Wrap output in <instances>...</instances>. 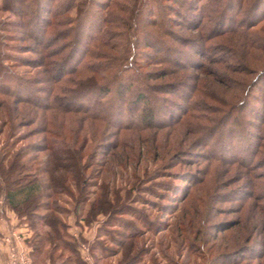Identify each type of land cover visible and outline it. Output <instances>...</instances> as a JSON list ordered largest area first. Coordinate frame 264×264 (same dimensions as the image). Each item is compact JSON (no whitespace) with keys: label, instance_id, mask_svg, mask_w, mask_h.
Masks as SVG:
<instances>
[{"label":"trees","instance_id":"obj_1","mask_svg":"<svg viewBox=\"0 0 264 264\" xmlns=\"http://www.w3.org/2000/svg\"><path fill=\"white\" fill-rule=\"evenodd\" d=\"M23 1L34 6L29 19L33 14L35 20L29 33H32L38 44V47L31 51L39 57L30 61L29 64L34 63L35 67H42L45 73L49 70V67L45 68L47 65L51 63L53 66L52 62H46V60L66 50H68L67 58L73 59L74 64L68 67V71L62 72L61 66L66 67L67 63L61 55L54 66L57 68V76L52 83L49 82L48 86L35 87L32 82L21 78L18 73H9L2 63L4 56L0 53V88L5 87L4 93L12 97L10 103L0 99V134L8 128L7 139L0 144L1 212L3 213L4 209L12 210L19 222L24 223L30 230L31 234L25 242L31 264H88L78 248L79 243L85 242L84 238L80 235L74 237L68 231V224L61 217V214L67 215L69 211L60 209L58 201L61 199L60 196H69L75 199L72 212L77 218V225L91 226L98 213L106 215L101 222L99 232L91 242L86 241L92 259L91 264H99L100 259L120 253L121 259L117 261V264H137L139 259L137 253L133 251L132 242L140 235L129 222L116 217L122 214L127 206L124 202L119 204L121 194L118 189H109L107 182L100 180L103 168L94 171L93 166L98 163L95 161L96 150L99 147L104 148L103 155L110 156L117 162L121 158L117 149L123 146L124 133L132 132L138 136L143 130L157 132L179 123L181 118L178 117L176 121H170L175 117L170 112L167 119L162 120L163 117L158 110L160 105L162 106L160 103L163 102L159 100L170 104L173 102L169 97L160 94H169L176 90L175 85L180 86L181 82L186 85L182 80H176L171 76L179 71L183 72L190 66L196 68L195 66L200 65L196 64L197 59L193 54L205 55V43L215 38H221V42L214 44H220L224 46V49L228 48L230 52L228 60H233L234 55L241 56L243 53L238 52L237 47L242 46L243 50L245 49V58L248 54L251 55V50H258L259 55L254 59L260 65L255 69L249 68L242 65L243 59L239 57L237 63L241 71L238 72L250 74L253 79L251 77L250 81L245 83L246 85H241L246 91L240 103L238 101V104H232V101H223L224 105L231 108L230 113L223 115L225 117L212 125L209 123L203 127L206 130L205 137L208 138L201 137L199 145L204 144L206 147L212 141L211 138L215 135L216 127L220 123L226 126L225 131L220 129L221 132H235L232 126L227 127V123L237 121V118L233 116L234 111L239 110L242 116L243 113L254 116L256 113L252 107V105L255 107L253 101L264 104V61L262 60L264 40H259L264 36V32L252 31V28L264 20V0H248L247 2L244 0H195V3L191 0H178L184 5V12L174 11V14L181 20L187 19L188 23L184 24L186 30L197 33L201 30L206 17L204 12L213 5L217 10L211 24L207 26L210 28L208 34L204 35L201 31V34L188 36H178L171 29L172 24L182 26L183 21L180 23L172 17H164L166 13L157 0H150V6L146 3L145 8H142L143 11L140 8V0H136V6L131 14L132 25L129 24L133 34L130 33L129 37L122 39L123 46L119 42H113L116 39L115 34L112 35L106 30L107 27H113L115 24L110 13L98 14L97 22L91 24L89 22L90 30L87 32L86 39L79 41L78 35L82 23L92 18L93 12L90 5L93 0H82L87 8L80 10L77 0H50L49 6L44 5L45 1L40 4L43 0ZM112 1L94 0L99 9L109 8ZM54 5H56L55 9ZM114 5L117 9L120 8L118 3ZM2 7L6 8L5 0ZM73 8H76L77 16L71 19H69L70 16L61 20L57 19ZM232 9L234 14L229 15L228 12ZM241 11L244 12L245 20L234 23L236 15ZM19 12L21 13L19 17L26 16L21 10ZM149 13L157 15L159 20H147ZM255 15L258 17L254 18ZM141 17H144V20H141ZM149 22L160 26L163 35L166 34L175 41H180L187 46V50H177L164 42L159 35L142 30V27L149 25ZM3 25L8 26V23ZM55 27L56 29L53 30L56 31L52 32L50 28ZM91 27H95V31H91ZM114 27H118V24L116 23ZM70 32H73V36L64 41V45L56 42L61 41L59 39L61 35H64L62 38L65 39L69 37ZM139 32L142 33L145 42H148L147 47L159 48L168 55L164 54L162 57L151 60L145 58V54L149 55L145 51L136 53ZM45 37L48 38L47 41ZM0 38L5 36L0 35ZM80 45H83L81 50H79ZM52 46H56L57 49H50ZM136 57L141 61H136ZM181 57H186V61H181ZM207 60L213 61V58L208 57ZM160 63H169L174 67L146 69L148 66ZM162 79L164 80L158 81ZM37 82L40 84L43 80ZM178 90L177 88V92ZM193 94L192 92L188 98L191 99ZM248 103L250 104L247 105ZM188 104L185 109L181 108L179 103L177 104L180 110H183L182 116L190 114L188 112L193 107L194 110L197 108L194 101ZM201 110L202 108L199 113L209 122L211 119L202 115ZM191 116L198 118L197 113ZM257 118L260 119V123L256 126L257 133L249 131L242 133L243 144L236 155L239 165L244 169L242 176L248 177L247 181L250 183L251 189L244 192L246 197L254 196L255 199L264 201V190L258 187L259 190L255 192L253 189L257 186L258 180H264V171L256 172L264 166V113L257 115ZM245 122H249L248 119H244L242 123L245 124ZM20 128L28 129L19 136L17 130ZM35 135H41L39 141H29L17 146L20 140H27ZM98 139L107 141L100 143L97 142ZM89 140L93 141L95 146L89 155H86V159L84 151ZM258 155H260L259 158H257ZM97 165L102 166V164ZM175 174H170V177ZM258 208L260 216L262 215L264 219V206L258 205ZM113 219L118 224H113ZM236 222L232 224L238 225L239 222ZM263 224L264 221L261 225ZM107 227L111 229L108 231ZM102 236L108 238L117 250L102 243ZM243 247L244 245L240 244L223 253L225 256L234 254L236 256ZM260 249L258 257H263L264 247ZM59 250L60 252L56 253ZM64 251L69 252L65 259L62 258ZM232 259L236 260L237 257Z\"/></svg>","mask_w":264,"mask_h":264},{"label":"rangeland","instance_id":"obj_2","mask_svg":"<svg viewBox=\"0 0 264 264\" xmlns=\"http://www.w3.org/2000/svg\"><path fill=\"white\" fill-rule=\"evenodd\" d=\"M28 1L26 0V2ZM44 1L45 6L51 4L50 0H43L40 4H43ZM83 1L77 0L79 10L87 8ZM157 1L163 7L164 13H166L164 17H172V19L180 21V23L183 21L182 26H174L172 24L171 29L178 36L198 35L202 33L201 31H203L204 35L209 33L210 28H207V26L211 24L217 12L214 5L204 12L206 17L202 23L201 30L197 33L193 30H186L184 24L188 23L187 19L181 20L180 17L174 14V11L184 12V5L180 1ZM244 1L247 2L248 0ZM135 2L136 0H113L109 8L99 9L93 0L90 5V9L93 12L92 18H88L87 22L82 23L79 29V41L86 39L87 32L90 30L89 22L90 24L97 22L98 14L105 15L110 13V17L113 18V21L115 20V24L117 23L118 27H114L115 24H113V27L109 26L106 30L112 35L113 33L115 34L116 39L113 42H119L123 46L124 40L122 39L129 37L130 33L133 34L129 24L132 23L131 14L136 6ZM191 2L195 3V0H191ZM2 3L3 0H0V35L5 36V38H0V53L4 56L2 59L3 65L9 73H18L21 78L29 80L35 87L40 85L48 86L49 82L52 83V80L57 76V68L54 66L59 61L60 56L62 55V58L64 57L65 59L64 62L67 63L66 67L61 66L62 72L68 71V67L74 64V60L67 58L68 50H66V52L64 51V53L57 54L46 60V62H52L53 66L51 63L47 65L45 68L48 69L49 67V70L45 73L42 67H35L34 63L30 65V61L39 57L31 51L37 48L38 44H36L33 35H31L32 33H29L30 27H33L35 20V18L33 19V14L32 18L29 19L34 6L25 3L23 0H5L6 8L2 7ZM115 3H118L120 8L117 9L116 5H114ZM146 3L148 6L151 5L150 0H140L141 10L145 8ZM55 7L56 5H54V9ZM169 8L172 12H170ZM20 10L26 14L24 18L19 17ZM76 11V8H73L70 12H67L64 16H59L57 19L61 20L66 16H70L69 19H71V17L77 16ZM233 11L234 9L229 10V15H233ZM48 16L49 14L47 13ZM243 16V11L238 13L234 23L239 20H245ZM255 17L258 16L255 15ZM143 18L141 17V20H144ZM146 18L151 21L153 19L154 21L159 20L157 15L150 13ZM6 23H8V26L3 25ZM14 23L17 25L14 26ZM19 23H22V25H19ZM53 29H56V27L50 28L52 32H55L56 30ZM144 29L159 35L164 42L177 50H187V46L180 41H175L166 34L163 35L160 26H155L149 22V25L142 27V30ZM92 30L95 31V27H91ZM256 30L264 32V20H261L252 28V31ZM62 36L64 35L59 38L61 41H56L59 45L62 43L64 45V41L71 39L73 32H70L69 37L66 39L62 38ZM138 38L139 42L135 48L136 53L140 54L142 51L149 53V55L145 54V58L154 60L167 54V52L157 47V49L147 47L146 44L148 42H145L140 32ZM47 39L45 37V41ZM241 40L243 39L241 38ZM259 40L263 41L264 36L259 38ZM130 41L134 40L130 39ZM219 42H221V38L206 42L205 55L193 54L197 59L196 64L201 66L198 65L194 68L189 65L190 67L187 66L188 69L183 70V72L179 71L176 75L171 76V78L173 77L176 80H182L186 85L181 82L180 86L175 85L179 89L178 92L175 87L176 90L167 95L160 94L169 97L173 102V104H170L159 100V102H163L160 103L162 106L160 105L158 110L160 116L163 117L162 120H166L170 112L171 115L175 116L170 121H176L175 119L178 117L181 118L179 123L176 125L172 124V126L160 129L157 132H154L156 130H143L139 132L138 136L132 134V132L124 133L122 138L123 146L117 149L121 155L120 161L117 162L110 156L103 155L104 148L101 149L99 147L96 150L95 161H98V163L93 166L94 171H99L103 168L100 180H105L109 189H118L121 194L119 204L124 202L127 206L123 213L118 214L116 217L129 222L140 235L133 239L132 242L134 244L133 251L137 253V258L139 259L137 264H264V256L258 257V253L261 250L260 247H264V224L263 226L261 225L264 219L261 217L262 215L260 216L258 205L264 206V201L257 200L254 196L246 197L244 192L251 189L250 183L247 181L248 177L242 176L244 169L239 165L236 155L243 144L242 133L244 131L257 133L256 126L260 123L257 115L264 113V104H258L253 101L255 107L252 105L253 103L251 105L256 113L254 116L246 113H243L242 116L239 110L234 111L233 116L237 118V121L227 123V127L232 126L235 132H221L220 129L225 131L226 126L224 127L220 123L216 127L215 135L211 138L212 141L206 147L204 144L199 145L201 137H207H205L206 130L203 127L207 124L209 125V123L212 125L225 117L223 115L230 113L231 108H228L226 104L224 105L223 101H232V104H238V101L240 103L246 91L241 85H246L251 77L253 79L250 74L238 72L241 71L237 63L239 57L243 59V62L241 61L242 65H246L249 68L255 69L260 65L254 59L259 55L258 50H251V55L248 54V57L245 58V49L243 50L242 46H236L237 51L243 54L241 56L234 55L233 60H228V55L230 54L228 48L224 49V46L214 44ZM82 47L83 45H80L79 50ZM233 48L236 49L235 47ZM50 49H57V47L52 46ZM191 52L193 53V51ZM208 57H212L213 61L207 60ZM180 60L186 61V57H181ZM262 60L264 61V55ZM136 61L140 62L141 60L136 57ZM216 61L219 62L217 63ZM158 67L171 68L174 66L169 63H160L148 66L146 69ZM38 80H43V82L40 84L36 83ZM5 91V87L0 88V99L7 100L9 103L12 102V97L10 98L6 95ZM192 92L194 94L190 99L188 96ZM8 93L10 94V92ZM41 95L43 96L44 94ZM192 101L196 103L195 107L197 108L194 110L193 107L188 112L190 114L182 116L183 110L180 109H185L186 105H189L188 103L192 104ZM178 103L181 108L177 105ZM200 108H202V115L206 116L207 119H211L209 122L204 120L199 113ZM196 113L197 119L191 116V114L195 116ZM244 119H248L249 122L242 123ZM69 123L72 122L69 121ZM27 129H18V135H23L22 133ZM7 134L8 128L0 134V144L6 141ZM133 136L136 137L134 138ZM40 138L41 135H35L27 140H20L17 146L19 147L29 141H39ZM105 141L107 140H97L100 143ZM94 146L93 141L89 140L87 142L84 151L86 159V155H89ZM259 157L260 155L257 156V158ZM97 164H102V166ZM257 171L263 172L264 166ZM172 173L176 174L170 177ZM254 187L255 192L259 190L258 187L264 190V180H258L257 186ZM126 191L128 192L126 193ZM60 197L61 199L58 201L59 208L69 211L67 215L61 214V217L68 224V231L74 237L80 235L84 238L85 242L79 243L78 248L80 249L82 244L85 246V251L80 250V252L88 264H91L92 259L86 241L91 242L96 233L99 232L101 222L106 215L98 213L94 217L91 226L77 225V218L72 212L75 199L69 196ZM1 211L2 204L0 199V214ZM236 221L239 222L238 225L232 224ZM112 223L118 224L115 219L112 220ZM106 229L109 231L111 228L107 227ZM29 234H31L30 230ZM101 241L107 247L116 249L108 238L102 236ZM240 244L244 245V247L238 251L239 253L237 252L236 256H234L235 254L224 255L223 252L225 250L232 249ZM59 252L60 250L56 253ZM68 253V251H64L62 258L65 259ZM120 257L121 253L115 256H107L100 259L99 264H117V261L121 259ZM232 257H237V259L233 260Z\"/></svg>","mask_w":264,"mask_h":264},{"label":"crops","instance_id":"obj_3","mask_svg":"<svg viewBox=\"0 0 264 264\" xmlns=\"http://www.w3.org/2000/svg\"><path fill=\"white\" fill-rule=\"evenodd\" d=\"M13 234H20L22 242L26 245L25 239L30 235L29 229L24 223L19 222L12 210L4 209L0 214V264H8V253L14 242L23 244Z\"/></svg>","mask_w":264,"mask_h":264},{"label":"built area","instance_id":"obj_4","mask_svg":"<svg viewBox=\"0 0 264 264\" xmlns=\"http://www.w3.org/2000/svg\"><path fill=\"white\" fill-rule=\"evenodd\" d=\"M13 236L16 237L18 241H21V243H23L20 235L13 234ZM84 249L85 246H83L82 244L80 250L85 251ZM8 264H31L28 248L24 243L20 245L18 244V242H15V244L10 247L8 253Z\"/></svg>","mask_w":264,"mask_h":264}]
</instances>
